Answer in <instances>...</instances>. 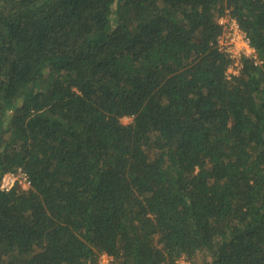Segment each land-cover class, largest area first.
Segmentation results:
<instances>
[{
    "label": "trees",
    "instance_id": "obj_1",
    "mask_svg": "<svg viewBox=\"0 0 264 264\" xmlns=\"http://www.w3.org/2000/svg\"><path fill=\"white\" fill-rule=\"evenodd\" d=\"M225 17L259 61L229 76ZM18 170L0 264H264V0H0Z\"/></svg>",
    "mask_w": 264,
    "mask_h": 264
},
{
    "label": "built area",
    "instance_id": "obj_2",
    "mask_svg": "<svg viewBox=\"0 0 264 264\" xmlns=\"http://www.w3.org/2000/svg\"><path fill=\"white\" fill-rule=\"evenodd\" d=\"M219 24L222 25L223 31L217 38L218 49L229 56L231 64L228 67L227 75L238 74L241 64L240 60L243 56H248L254 63H259L255 50L250 44L247 35L239 28L235 20L227 17L221 18ZM130 120V118H128ZM23 187L29 186L26 175L18 170L17 172H6L0 178V191L8 192L15 185ZM111 258L102 255L98 264H110Z\"/></svg>",
    "mask_w": 264,
    "mask_h": 264
},
{
    "label": "rangeland",
    "instance_id": "obj_3",
    "mask_svg": "<svg viewBox=\"0 0 264 264\" xmlns=\"http://www.w3.org/2000/svg\"><path fill=\"white\" fill-rule=\"evenodd\" d=\"M130 122V120L128 119V118H122V120H121V123L122 124H127V123H129ZM176 264H190V262L187 260V259H185V258H181V259H179L177 262H176ZM199 264V263H198Z\"/></svg>",
    "mask_w": 264,
    "mask_h": 264
}]
</instances>
